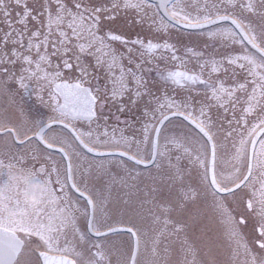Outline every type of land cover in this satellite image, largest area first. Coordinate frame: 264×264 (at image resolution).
<instances>
[{
  "label": "snow or ice",
  "instance_id": "6c2138e0",
  "mask_svg": "<svg viewBox=\"0 0 264 264\" xmlns=\"http://www.w3.org/2000/svg\"><path fill=\"white\" fill-rule=\"evenodd\" d=\"M0 264H264V0H0Z\"/></svg>",
  "mask_w": 264,
  "mask_h": 264
}]
</instances>
